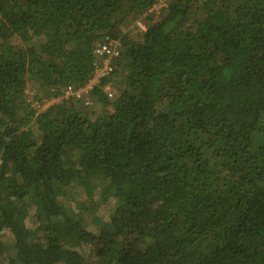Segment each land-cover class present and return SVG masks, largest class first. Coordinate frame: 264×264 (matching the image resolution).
Returning <instances> with one entry per match:
<instances>
[{"label":"trees","instance_id":"obj_1","mask_svg":"<svg viewBox=\"0 0 264 264\" xmlns=\"http://www.w3.org/2000/svg\"><path fill=\"white\" fill-rule=\"evenodd\" d=\"M159 1L0 0V264H264V0Z\"/></svg>","mask_w":264,"mask_h":264},{"label":"built area","instance_id":"obj_2","mask_svg":"<svg viewBox=\"0 0 264 264\" xmlns=\"http://www.w3.org/2000/svg\"><path fill=\"white\" fill-rule=\"evenodd\" d=\"M167 1L169 0H160L154 8L160 7L163 3L166 4ZM95 53L98 57V61L95 63L93 76L89 82L80 89L69 87L65 98L76 97L81 99L86 106L90 105L91 96L94 94L95 90L102 84L103 80L110 76L115 70V61L121 57V42L113 40L102 43L95 49ZM106 91L107 95L112 98V90L108 88Z\"/></svg>","mask_w":264,"mask_h":264},{"label":"rangeland","instance_id":"obj_3","mask_svg":"<svg viewBox=\"0 0 264 264\" xmlns=\"http://www.w3.org/2000/svg\"><path fill=\"white\" fill-rule=\"evenodd\" d=\"M170 1V0H169ZM167 1V3L169 2ZM167 3H163L161 4V6L159 7H156L154 9H152L150 12H156L155 15L156 16H159L158 14L160 13V10L162 8H165L167 6ZM146 26L144 25L143 21H141L140 19H130L129 22L123 26V32L124 33H129L131 36L133 37H137L139 35V30H143L145 29ZM113 87V86H112ZM112 87H106L103 92L107 94V89H111L112 90V93H114V90ZM29 92H33L35 95L38 94V90H37V87L36 86H32L29 90ZM94 95V94H93ZM93 95L91 96V102H90V105L88 106H79L80 108H82V110L84 109L85 112L88 113V116H90L91 118L93 117H97L98 115L104 113V107L102 105H100L97 101H95ZM111 99V98H110ZM57 103V100L55 98H53V101L50 100V101H46L42 104H39V103H33L32 106L33 107H36L38 109V112L42 113V112H45L49 107H51L53 104H56ZM109 111V109H108ZM77 196V199L78 200H84L85 197L82 196V195H76ZM69 205L71 206H74V201L69 203ZM99 215H103L105 216V218H107L109 216L108 212H106L105 210H102L99 212ZM90 229L91 226H89ZM3 242L8 244L9 246H11L13 244V238L10 237V234H6V236L4 237L3 239Z\"/></svg>","mask_w":264,"mask_h":264}]
</instances>
